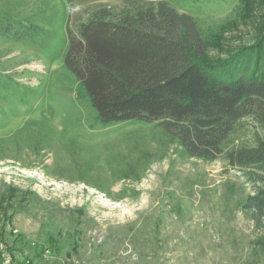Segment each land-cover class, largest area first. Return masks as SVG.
<instances>
[{"label":"rangeland","instance_id":"1","mask_svg":"<svg viewBox=\"0 0 264 264\" xmlns=\"http://www.w3.org/2000/svg\"><path fill=\"white\" fill-rule=\"evenodd\" d=\"M128 1L76 0L70 10L65 0H0V13L56 14L57 30L47 49L0 43L6 71L19 73L22 82L42 83L31 107L0 102V135L29 118H48L73 138L101 145L100 154L109 150L106 157L113 160L115 151L127 150L140 137L149 163L138 180L112 187L113 193L123 186L130 189L115 200L68 180L69 173L49 176L39 157L23 154L20 161L11 152L0 159V264H264V252L253 245L252 223L238 208L251 191L240 172L222 160L182 156L154 125L130 121L100 126L78 85L58 80L68 48L67 26L87 19L98 6L120 8ZM169 4L204 21L215 57L253 43L264 30V0ZM258 132L260 127L246 119L236 139L252 143Z\"/></svg>","mask_w":264,"mask_h":264},{"label":"trees","instance_id":"2","mask_svg":"<svg viewBox=\"0 0 264 264\" xmlns=\"http://www.w3.org/2000/svg\"><path fill=\"white\" fill-rule=\"evenodd\" d=\"M65 1L72 10L76 0ZM169 1L98 6L87 19L67 26L68 48L57 78L78 85L100 126L154 125L182 156L222 160L240 172L251 191L238 208L252 223L254 248L264 252V30L253 43L215 57L204 21ZM55 17L44 10L36 17L0 13V43L47 49L57 36ZM3 58L0 48V102L31 107L42 83L22 82L19 73L3 68ZM246 119L261 133L252 143H239ZM99 146L73 138L55 120L32 117L0 135V159L11 152L20 161L23 154L39 157L49 176L69 173L68 180L122 200L130 189L123 186L113 193L112 187L141 177L149 164L148 150L137 137L127 150L112 151L113 160L106 157L109 150L100 154Z\"/></svg>","mask_w":264,"mask_h":264}]
</instances>
